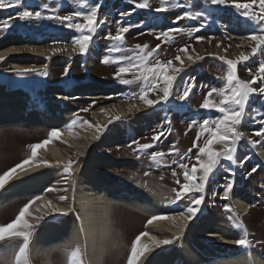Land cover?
I'll return each instance as SVG.
<instances>
[{
    "label": "rangeland",
    "instance_id": "374dc122",
    "mask_svg": "<svg viewBox=\"0 0 264 264\" xmlns=\"http://www.w3.org/2000/svg\"><path fill=\"white\" fill-rule=\"evenodd\" d=\"M201 1H204L207 5L200 6L198 3L200 0H22L23 4L29 7V10H40L45 16L70 15L76 11H87L91 5L96 3L101 5L98 17L99 19L106 18V23L100 26L97 34L93 37L90 51L84 55L72 53L70 58L71 39L74 35L79 34L75 29L67 28L56 19H36L33 17L21 21L18 19L17 13L23 10L22 7L0 9V43L5 38L13 36L16 33H26V35L29 34L28 36L37 37V35L42 36L47 31L58 30L67 35L62 41L51 40L50 42L38 44L27 40L28 42L19 43L18 46L24 48V50L29 46H42L49 53L52 52V48H64L65 46L68 48V51L54 52L52 57H47L46 59L36 58L31 61L22 56L20 57L21 61L18 60L20 63L24 62L23 65H26L28 68L35 67L43 70L46 65L47 76L38 73H30L26 76L17 75L12 71L14 59H10V56H5V59L0 61V84L8 83L10 85L41 88L58 83L79 84L88 81L100 85L118 86L120 88V92L116 94V97L110 96L109 92L102 93L101 90L96 92V95L100 98L91 99V97H88L87 99V96L75 92L68 95L70 99H67V102L70 108L74 109L68 117L69 122L71 123L77 117H79V120L68 132V138L71 140L68 143L72 147L68 145L58 149L60 153H64V156L67 154V157L71 161H74L71 168L78 169L74 174L76 182L79 179V173L83 166L89 160H92L93 157L89 158V156L93 152L97 153L100 157L108 156L118 160L135 157L140 162L139 167L135 169L127 166L121 167L119 166L120 164L108 168L101 163L97 168L94 167L93 169H96L97 172L101 170L107 171L113 178H133L140 175L143 178L144 190L150 191L156 189L161 195L165 191H168L171 194V196L169 195L171 197L170 202L169 197L163 198V201L164 204L171 203L173 196L176 195L173 189L178 188L176 180L179 179L181 183L184 182V169L180 165L186 164L190 169L191 165L196 163L195 157L198 149L192 146L197 133L201 132V124L205 119L210 122L214 121L220 115L215 109L201 107L205 96L212 88L221 89L226 84L225 77L229 67L220 57L223 56L227 59L235 60L238 59L241 53L245 55L250 54L252 48L256 46V43L249 39L250 33L256 25L250 18L242 14L243 9H236L231 3L228 5H213L210 3V0ZM7 2L8 0H6ZM142 2H147L149 7H136L137 4ZM237 2L245 3L250 2V0H237ZM44 3L49 5V9L41 7ZM178 5H183V7ZM159 7H168V10L155 11ZM211 7L215 8L217 12L213 13ZM51 9H56V11L53 12ZM133 9L135 10L133 11ZM255 10L258 11V9ZM185 11L199 12L202 15L195 20L185 18L174 23L175 17L182 15ZM125 13L130 14L124 15ZM77 20L83 23L82 17H77ZM5 22L10 23L12 27L7 32H2V25ZM129 26H131L130 30L124 34L125 38L122 42H113L105 39V36L109 32L115 35L118 28ZM168 29H183V31L174 32L172 38L168 40H164L163 37L157 39V36L161 32ZM197 36H203L205 39L198 41L196 39ZM145 44L148 45L149 51L155 48L157 44L161 45L154 56L149 58L151 63H155L157 60L162 62L172 60V67H174L179 63V61L175 60V56L180 55L181 59L185 60L182 65L184 70L177 78L176 85H182L184 81H194L195 87L184 101L176 99V95L180 94L182 89H178L174 85L173 95L169 97V100L150 107V110L147 112L141 113L136 110V115L133 113L126 116L121 115V113H111L110 108L116 109L120 104L127 105L128 102L144 104L138 98L141 82L138 81L132 85H124L119 83L117 79H114V73L121 66L117 62L121 57L135 59V54L139 51L136 46H143ZM185 45H188L186 52H181L180 50ZM2 47L0 45V50ZM109 48L117 50L109 52ZM105 55L109 56V63H102ZM189 57H192V62L188 61ZM196 57L200 58L196 59ZM261 62H264V50H258L248 61L238 63L237 75L239 79L244 81L251 80L252 76L257 73ZM65 67L69 68L67 75L63 74ZM169 72H171V69H169ZM123 78L132 79L133 77L131 74H126ZM261 84H264V77L257 79L253 86L256 87ZM132 93L137 94L135 98H131ZM86 95L88 94L86 93ZM41 97L46 98L44 96ZM149 98L156 99L155 93H150ZM210 99L219 103L222 97L213 93ZM175 107L186 109L187 115L172 116L173 113L171 111ZM83 108H88L89 110L82 112L81 109ZM101 109L105 111L102 112ZM115 116H119L120 119L114 120L113 117ZM139 119L141 122H139ZM110 120L112 123H109ZM80 121H87L91 125H107V128L102 127L100 131H97L95 127H89ZM193 121L196 123L193 124ZM261 121H264V94L255 93L252 94L249 103L246 105L244 120L241 124L236 125L237 131L242 134L241 140L237 142V163L232 164L221 157V162L217 166L218 168L214 170V175L210 177V185L204 193L205 201L199 211L214 215L217 225L221 226L219 236L214 238L209 237L208 233L205 232L199 233L198 236L195 231H192V235L202 239L211 238L213 239V245L224 246L227 244L223 242L224 237L228 236L229 239L240 238L241 230L235 227L234 224L237 221H241L249 233L248 239L251 242L249 248L264 252V168L255 155L252 157L251 153L253 151L250 149L251 146L254 148L258 146L264 147V135H256V132L262 127ZM190 124H193L191 128H189ZM141 125L143 129L138 132V127ZM117 126L123 135V139L116 142L114 148L101 145L100 140L103 136ZM44 131L41 132L31 125L24 127L1 125L0 175L30 157L31 149L28 146L47 139L50 130ZM83 133L85 134L84 138L77 137V135ZM157 133H163V135L153 143L152 137ZM206 138H208V133H201L198 143L202 146ZM134 140L138 143H153V147L143 152L134 150L137 147L133 145ZM253 140H260L261 143H250ZM72 141H75L78 146H74ZM173 147L178 149V152L172 151ZM213 147L218 150L223 145L217 142ZM190 148H192V152L188 153V149ZM81 150L84 151V155L87 154L86 157L81 154ZM152 151L164 153V160L166 162L157 163L152 161L150 159ZM185 153H187V156H185ZM37 154L38 157L45 156L43 157V161H50V157L43 150H38ZM182 156L185 157L183 160L181 159ZM254 166H256L257 171L249 175L248 173L251 172ZM62 168L64 169L65 167ZM173 171L176 173L175 176H173ZM147 177L148 180H145ZM228 180L233 181L234 193L236 192L235 194L239 198L250 197L251 207L248 211L240 213L241 211L233 206L232 198L230 197L233 189L228 193V197L224 198L223 188ZM53 187L63 191V196H74L72 192L75 190H65L66 186L64 185L57 184ZM40 194L42 192L17 196L7 203H1L0 201V224H7L14 220L19 210L31 198ZM68 200L70 199H66L65 202L69 206V210L73 207L76 209V206H70L67 202ZM189 203L188 199L177 203L180 206L178 212L184 211ZM225 204L229 205V211L225 210ZM77 210L75 211L77 212ZM29 212L30 214L26 216V219L34 225V229L30 237L26 258L20 264H26V262H30V264H42L41 259L32 260L30 258L29 249L31 247V240L36 235L35 232L40 226L46 224L44 219L37 223V218L42 214L45 218L49 214L43 211L40 202L34 203L30 207ZM112 214L114 226L119 231V234L122 235L126 246H123L120 252L114 254V257L109 262L102 264H127L131 243L141 232H146L148 217L122 204L115 205ZM229 217H233L234 219L230 220ZM66 218L76 221V213L74 211L68 213ZM161 230L165 232V234H160L162 239L168 237V239L173 240V243L169 245V250L174 251V246L176 244L177 248V241L179 239L176 241L175 237H173L175 233H168L163 228ZM209 230L210 228H208L207 232ZM177 237L179 238L178 234ZM142 238L140 245L146 246L150 242V239L145 240ZM5 243H10L12 246L10 254L6 253L3 249ZM21 245V238H9L5 241H0V259L6 261V264H17L16 252H18ZM227 245L232 246V244ZM75 250L77 249L55 252L53 254L54 263L81 264L82 261L83 264V257L80 251V256L75 258L71 256V253Z\"/></svg>",
    "mask_w": 264,
    "mask_h": 264
},
{
    "label": "bare ground",
    "instance_id": "6f19581e",
    "mask_svg": "<svg viewBox=\"0 0 264 264\" xmlns=\"http://www.w3.org/2000/svg\"><path fill=\"white\" fill-rule=\"evenodd\" d=\"M198 3L200 6L207 5L201 0ZM211 10L213 13L216 11L213 7H211ZM28 35L26 33H16L0 43L3 46L0 55L10 56V59H14L12 65L15 68H28L23 65L24 62H18L22 56L33 61L36 58L46 59L52 57L54 53H49L42 46H29L24 50V48L18 46L19 43L31 40L42 44L51 40L62 41L67 36L58 30L47 31L42 36L37 35V37ZM181 60L183 63L185 62L183 58ZM188 61L192 62V59L188 58ZM174 67H182L181 61ZM98 90H101L102 93L109 92L108 94L112 97H116V94L120 92L118 86L100 85L88 81L79 84L58 83L41 88L10 85L8 83L0 84V126L24 127L31 125L45 130L49 128L60 130L58 139H53L38 149L47 153L50 161L47 164L37 162L26 166L24 170H17L0 192L1 203L11 201L16 194L22 196L42 192L40 196L44 197V200L40 202V206L51 200L52 203L65 210L66 214L51 213L47 211L46 207L41 206L43 211L49 215L44 218L46 224L38 228L35 237L31 240L29 256L32 260L41 259L42 264H55L53 261L55 252L74 249L81 252L83 264L109 262L114 254L120 252L123 246H126L125 240L114 226L112 212L117 204L139 211L146 215L148 220L154 215L174 216L180 213L178 212L180 206L173 202L175 201V195L170 204H164L163 198L166 199L171 194L165 191L161 195L156 189L144 190L143 178L140 176L113 178L107 171L97 172L96 169H93L94 167L97 168L100 163L108 168L120 164L121 167L127 166L135 169L139 167L140 163L135 157L118 160L108 156L100 157L93 152L89 156V158L93 157L92 160H89L83 166L81 172L79 171L80 176L77 182L74 174L78 169L71 168V172L67 174L64 172L62 167L67 166L66 163L70 161V158L67 157V154L64 156V153H60L58 148L68 145L72 147L68 143L71 140L68 138L70 130L67 126L70 124L68 117L74 109L70 108L69 103L63 97L75 92L87 96V99L88 97H91V99L100 98L96 95ZM131 105H135L136 108L129 111ZM137 109L143 113L149 111L150 107L138 102H128L127 105H118L116 109L110 108V111L126 116L135 114ZM187 113L186 109L178 107L173 115L179 117L186 116ZM139 122H141L140 119ZM141 129H143L142 125L138 127L137 131L139 132ZM83 134L77 135V137L84 138L85 134ZM122 139L123 135L117 126L106 133L100 143L105 147L114 148V144ZM72 143L74 146L77 145L75 141H72ZM254 152L264 165V147L258 146L254 148ZM81 154L84 157L87 156V154L84 155L82 150ZM43 157L45 156L38 158L43 161ZM58 161L60 163H57ZM145 180H148V177ZM57 184L66 186L65 190H75L72 192L74 193L73 197L71 195L64 197L70 199L67 201L70 206H76V209L79 210L78 220L72 221L66 218L69 206L65 201H60L59 198L63 196V191L53 187ZM49 188L54 189V191H46ZM235 193L233 189L232 195H230L233 206L239 211L245 212L251 207L250 197L242 199ZM170 199L171 197H169V202ZM162 228L168 233L179 235L177 248L174 251L169 250V245L157 246L152 241L151 237L153 236L157 240H162L160 234H165V232H162ZM208 228L210 230L207 232ZM220 228L221 226L217 225L214 215L205 212H199L194 220L186 222L173 223L171 219L156 220L152 224L146 225V232L149 233V236L142 239H150V242L146 245L149 250L139 255L136 264H264V252L239 246L235 243L236 239H229L226 236L223 238V242L232 244V246L227 244L221 246L213 245V239L211 238L202 239L192 235V231L197 232L198 236L199 233L205 232L208 233L209 237L214 238L219 236ZM165 239H168V237ZM53 248H55L54 251ZM3 249L10 254L12 246L10 243H5Z\"/></svg>",
    "mask_w": 264,
    "mask_h": 264
},
{
    "label": "snow or ice",
    "instance_id": "6c2138e0",
    "mask_svg": "<svg viewBox=\"0 0 264 264\" xmlns=\"http://www.w3.org/2000/svg\"><path fill=\"white\" fill-rule=\"evenodd\" d=\"M210 3L213 5H228L231 3L236 9H243V15L245 17L250 18L256 27L250 33L249 39L250 41H254L256 46L252 48L251 53L245 55L241 53L238 59H227L226 57H220L221 60L225 61L229 67L227 75L225 77L226 84L221 89L212 88L207 95L205 96L203 103L201 104L202 108L205 109H215L220 113L216 117L214 121H209L205 119L201 124V132L197 133L196 139L193 141V148L198 149L197 155L195 157L196 163L191 165V168H188V165L181 164L180 167L184 169L183 177L184 182L181 183L179 179L176 180V184L178 188H174L175 192V203L183 202L185 199L190 201L189 205L186 207L184 211H181L177 215L168 216V215H154L148 221L147 224H152L156 220L160 219H171L173 223H178L180 221H192L197 217L198 212L201 210V205L205 201V195L207 187L210 185V177L214 175V170L221 162V157L230 161L232 164L237 163V142L241 140L242 134L237 131L236 125L242 123L245 118L246 105L249 103L250 97L252 94L259 93L264 94V84L254 87L253 85L257 81V79L264 77V62L259 64V68L256 74L252 76V79L249 81H244L239 79L237 75V64L243 61H248L251 56H254L258 50H264V0H250V2L238 3L237 0H210ZM183 7V5H178ZM255 6V7H254ZM22 7L23 10L17 13V17L19 20L24 21L30 18L36 19H56L62 25L66 26L69 29H75L79 34L74 35L71 39V52L69 53V58L72 53H78L81 55L87 54L90 51V45L93 42V37L97 34L98 29L101 25L106 23L105 19H99L98 11L101 8L99 3L91 5L87 11H76L70 15H50L45 16L40 10H29L27 5H24L22 0H0V9L5 8H15ZM43 9H49V5L44 3L41 6ZM139 8H148L149 4L147 2H142L136 5ZM255 9H258L255 10ZM135 9H133L134 11ZM168 7H159L156 8L155 11H167ZM51 11L55 12L56 9H51ZM130 13H125L124 15H128ZM202 14L199 12H190L185 11L182 15H178L175 17L174 23L177 21H181L185 18L188 19H198ZM77 17H82L83 23L77 20ZM12 25L10 23L5 22L2 25V32H7ZM130 27H121L118 28L116 34L113 35L109 32L106 36V40H110L113 42H122L125 38L124 34L129 32ZM176 31H183V29H168L167 31L161 32L157 39L168 40L172 38V34ZM198 31V29H196ZM196 39L203 40L205 39L203 36H197ZM219 46V45H218ZM137 49L139 50L135 54V59L131 57H121L118 63L121 66L118 68L117 72L114 73V79L124 85H132L136 82H141L140 90H139V99L144 103L146 107H154L158 105L160 102H167L169 97L173 95L174 85L178 89H182L180 94L176 95V99L180 101L186 100L192 89L195 87V83L184 81L182 85H176L177 78L180 73L184 70L183 66L180 68L172 67V60H168L166 62H162L157 60L155 63H151L149 58L153 57L157 50L160 49L161 45L157 44L155 48H152L150 51L148 50V45L145 44L143 46L137 45ZM188 45H185L180 51L186 52ZM117 50L115 48H109L108 51ZM52 52H60V51H68L67 46L64 48H52ZM200 57H196L199 59ZM5 59L4 55H0V61ZM192 59V57H189ZM175 60L181 61V65H183V61L181 60L180 55L175 56ZM109 56L105 55L102 59V63H109ZM171 69V72H169ZM17 75L26 76L30 73H38L43 76L48 75L47 66L45 65L44 69H37L35 67L31 68H15L12 69ZM69 72V68L65 67L64 75H67ZM131 74L132 79H124V75ZM155 93L156 99H150L149 94ZM213 93L221 96L222 99L219 103H216L214 100L210 99L213 96ZM136 93L131 94V98L136 97ZM63 99H69L68 96L63 97ZM133 108H136L135 105H131L129 107V111H132ZM88 108L81 109L82 112H87ZM139 110V109H137ZM101 111H105L101 109ZM114 120H119V116L113 117ZM77 119L71 121V123L67 126L69 130L72 129L74 125L77 124ZM82 124H86L89 127H95L97 131H100L101 128H107V125H91L87 121H80ZM109 123H112L110 120ZM196 122L193 121V124ZM193 124L189 125V128L193 126ZM261 129L256 132L257 136L264 135V121H261ZM208 133V138L204 139L203 145L201 146L198 141L200 140L201 133ZM163 133H157L152 137L153 143L160 139ZM60 136V130L53 128L49 134L48 139L41 141L39 143L31 144L28 147L31 149V155L27 159L23 160L21 163L16 164L13 168L5 171L2 175H0V188H3L5 184L11 179L14 173L17 170H24L26 166L30 164H35L39 160L37 150L53 139H58ZM219 142L223 145L222 148L216 149L213 147L214 144ZM153 143H138L137 141H133V145L137 147L134 150H139L141 152L145 150H149L153 147ZM253 144L261 143L260 140L250 141ZM172 151L178 152V149L173 147ZM192 152V148L188 149V153ZM165 154L158 151H152L150 155V159L157 163H165L164 160ZM187 156V153H185ZM185 157H181L183 160ZM39 163L47 164L48 161H39ZM57 163H60L59 161ZM74 161H69L67 166L64 168V172L70 173L71 166ZM257 168L253 167L251 172L248 174L256 172ZM199 173V175H197ZM176 173L173 171V176ZM198 181V182H197ZM233 189V181L228 180L224 185V198L228 197V193ZM46 191H54V189L49 188ZM215 195V193H213ZM60 201H66V197L60 196ZM44 200V197L37 195L31 198L16 215L15 219L7 224H0V241H5L9 238H21L22 245L19 247L18 252H16V262L20 264V262L26 258L27 250L29 248L30 237L32 236V230L34 229V225H32L27 219L26 216L30 214L29 209L34 203H38ZM42 207H46L47 211L51 213L58 214H66L63 208L58 207L56 204L52 203L51 200H48L46 204H42ZM224 208L226 211H229V205L225 204ZM44 219V215L42 214L37 218V223ZM230 220L234 219L233 217H229ZM19 225L20 227H17ZM235 227L241 230L240 238L235 240V243L239 246H243L245 248H249L251 246V242L248 239L249 233L247 229L244 227L241 221H237L234 224ZM149 236L148 232H141L139 235L135 237L130 246V252L127 257V264H136L139 254L144 251H147V246L140 245V241L142 237ZM152 241L155 245H170L173 243L172 239H162L157 240L155 236L151 237ZM175 239H178L176 237ZM139 246V247H138ZM73 258L80 256L79 250H75L71 253ZM0 264H6V261L0 259ZM26 264H30V262H26ZM82 264V261H81Z\"/></svg>",
    "mask_w": 264,
    "mask_h": 264
}]
</instances>
